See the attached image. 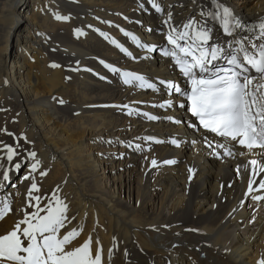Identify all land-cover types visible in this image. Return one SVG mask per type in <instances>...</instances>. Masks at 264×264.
Segmentation results:
<instances>
[{
    "label": "bare ground",
    "instance_id": "6f19581e",
    "mask_svg": "<svg viewBox=\"0 0 264 264\" xmlns=\"http://www.w3.org/2000/svg\"><path fill=\"white\" fill-rule=\"evenodd\" d=\"M219 2L255 30L222 34L207 15L217 11L212 0H0V149L10 144L18 152L9 163L0 151L15 180L0 189L11 205L0 235L25 209L34 211L28 192L35 182L40 192L33 195L51 200L55 193L68 206L60 235L82 229L68 247L91 237L102 264L264 260V173L252 172L264 165V151L197 134L183 96L170 86L175 66L165 52L176 49L167 37L192 19L206 23L212 42L227 50L241 38L246 47L264 43V0ZM16 163L25 166L17 181ZM250 179L256 190L249 194Z\"/></svg>",
    "mask_w": 264,
    "mask_h": 264
},
{
    "label": "snow or ice",
    "instance_id": "6c2138e0",
    "mask_svg": "<svg viewBox=\"0 0 264 264\" xmlns=\"http://www.w3.org/2000/svg\"><path fill=\"white\" fill-rule=\"evenodd\" d=\"M212 3L217 11L207 15L219 21L226 35L233 36L244 27L230 8L219 0H212ZM153 7L162 11L156 4ZM183 28L182 32L175 28L169 32L168 42L176 51L165 52V55L175 57L181 72L190 81L191 89L184 92L179 86H170L176 92L187 95L192 114L199 118L205 129L225 140L235 141L248 150H264V43L249 41V46L246 47L245 39L241 38L235 41L236 46L229 42L226 50L218 42H212V29L206 23L201 24L192 19ZM258 29L259 39L264 40V20L259 23ZM220 61H224V64L219 63ZM250 71L258 75H249ZM130 75L125 73V76ZM135 78L144 81L141 76ZM147 87L152 88L154 85L147 84ZM217 147L225 148L227 154H232L225 144H218ZM0 151H6L9 163L18 155L17 148L10 144H5ZM30 155L34 158L36 153L32 152ZM39 163L36 161L32 165L33 172ZM152 164L155 166L156 161L153 160ZM250 164L256 166L258 161L251 160ZM14 168L19 170L21 164L16 163ZM0 169H3L0 180L2 189L4 182L10 181V169L4 168L3 164H0ZM252 172L253 177L264 173V165L259 167V172L253 167ZM23 178L34 179L30 175ZM254 183L255 180L250 179L249 194L256 190L253 188ZM258 188L264 190V179H261ZM39 192L38 184L33 182L28 192V207L34 211L28 212L25 209L24 218L15 224L13 230L0 235V264H102V248H98L94 255L91 237L79 247H68L82 229L73 228L61 236V230L69 222L68 206L55 193L51 200L33 195ZM42 200L49 202L41 207ZM10 211L11 205L7 199L0 200V219ZM259 264H264V260L259 261Z\"/></svg>",
    "mask_w": 264,
    "mask_h": 264
},
{
    "label": "rangeland",
    "instance_id": "374dc122",
    "mask_svg": "<svg viewBox=\"0 0 264 264\" xmlns=\"http://www.w3.org/2000/svg\"><path fill=\"white\" fill-rule=\"evenodd\" d=\"M16 32H17V30H16V28H14L12 35H14V34L16 35L17 34ZM10 69H11V67L9 66L8 71H11ZM24 171H25V166L24 165L19 170H15V174H14L13 177H15L16 181L19 180L23 176ZM14 182H15V180H10L8 182L9 185L7 186V188H9V186H11L12 183H14Z\"/></svg>",
    "mask_w": 264,
    "mask_h": 264
}]
</instances>
